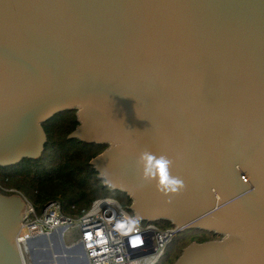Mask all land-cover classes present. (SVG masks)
Instances as JSON below:
<instances>
[{
  "label": "water",
  "instance_id": "1",
  "mask_svg": "<svg viewBox=\"0 0 264 264\" xmlns=\"http://www.w3.org/2000/svg\"><path fill=\"white\" fill-rule=\"evenodd\" d=\"M74 109L69 138L106 145L90 163L137 219L214 235L174 264H264V0H0V166ZM25 218L0 192V264L27 263ZM64 231L28 240L33 264H90Z\"/></svg>",
  "mask_w": 264,
  "mask_h": 264
},
{
  "label": "built area",
  "instance_id": "2",
  "mask_svg": "<svg viewBox=\"0 0 264 264\" xmlns=\"http://www.w3.org/2000/svg\"><path fill=\"white\" fill-rule=\"evenodd\" d=\"M26 204V218L16 235L18 250L30 264L27 242L64 228L66 242L82 243L90 264H159L186 231L161 227L159 221L139 220L111 194L97 198L81 214L69 215L60 200L38 205L17 189H7ZM139 241V242H137Z\"/></svg>",
  "mask_w": 264,
  "mask_h": 264
},
{
  "label": "trees",
  "instance_id": "3",
  "mask_svg": "<svg viewBox=\"0 0 264 264\" xmlns=\"http://www.w3.org/2000/svg\"><path fill=\"white\" fill-rule=\"evenodd\" d=\"M79 124L77 110L59 113L44 124L48 141L43 155L38 159H25L8 167L0 166V192L11 196L7 189H17L35 204L60 200L69 215L81 214L101 196L113 195L124 204H130L128 196L120 191L104 187L98 172L90 163L106 148L105 144H87L77 138H69ZM161 227L171 222L161 220ZM199 242L212 239L210 232L196 231ZM186 234L177 238L167 256L159 263L166 264Z\"/></svg>",
  "mask_w": 264,
  "mask_h": 264
},
{
  "label": "flooded vegetation",
  "instance_id": "4",
  "mask_svg": "<svg viewBox=\"0 0 264 264\" xmlns=\"http://www.w3.org/2000/svg\"><path fill=\"white\" fill-rule=\"evenodd\" d=\"M185 234H186V239L183 241V243L178 244L175 252L172 254V256H170V258L166 262V264H174V262L179 257V255L181 254V252L184 249V247H186L189 243H191L193 241H197L195 239L196 237H194L196 235L195 232H193V231H186Z\"/></svg>",
  "mask_w": 264,
  "mask_h": 264
},
{
  "label": "bare ground",
  "instance_id": "5",
  "mask_svg": "<svg viewBox=\"0 0 264 264\" xmlns=\"http://www.w3.org/2000/svg\"><path fill=\"white\" fill-rule=\"evenodd\" d=\"M38 236H42V235H38ZM33 238H35V237H33ZM48 243L50 245V249L53 251L54 250V242H53V240L52 239H48ZM71 249L73 250V252H72L73 254H75L77 256L80 255L78 248H71ZM19 252H20V250H19ZM28 256H29V260L32 262L34 260L33 257L30 254ZM31 264H33V263H31ZM42 264H76V263L71 261V260H69L67 254L63 253V254L60 255V263H59L57 257H55V260L53 261V263H42Z\"/></svg>",
  "mask_w": 264,
  "mask_h": 264
},
{
  "label": "clouds",
  "instance_id": "6",
  "mask_svg": "<svg viewBox=\"0 0 264 264\" xmlns=\"http://www.w3.org/2000/svg\"><path fill=\"white\" fill-rule=\"evenodd\" d=\"M161 175L163 176V167L161 166ZM169 183L170 184H178V183H180L179 181H169ZM173 190H175V189H173ZM137 242H139V241H137Z\"/></svg>",
  "mask_w": 264,
  "mask_h": 264
},
{
  "label": "rangeland",
  "instance_id": "7",
  "mask_svg": "<svg viewBox=\"0 0 264 264\" xmlns=\"http://www.w3.org/2000/svg\"><path fill=\"white\" fill-rule=\"evenodd\" d=\"M211 238L213 239V238H214V236L212 235V236H211ZM66 243H67V242H66ZM67 244H68V243H67ZM174 244H175V243H174ZM68 245H69V244H68ZM31 263H33V261H32V262L30 261V264H31Z\"/></svg>",
  "mask_w": 264,
  "mask_h": 264
}]
</instances>
